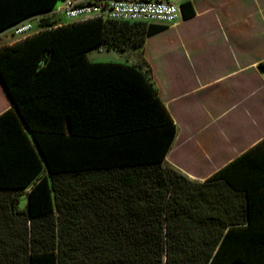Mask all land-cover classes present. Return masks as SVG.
<instances>
[{
	"label": "trees",
	"instance_id": "obj_1",
	"mask_svg": "<svg viewBox=\"0 0 264 264\" xmlns=\"http://www.w3.org/2000/svg\"><path fill=\"white\" fill-rule=\"evenodd\" d=\"M56 2L0 0V34L42 16L0 46V264H264V138L189 179L165 162L176 126L140 52L166 25L61 22Z\"/></svg>",
	"mask_w": 264,
	"mask_h": 264
},
{
	"label": "crops",
	"instance_id": "obj_2",
	"mask_svg": "<svg viewBox=\"0 0 264 264\" xmlns=\"http://www.w3.org/2000/svg\"><path fill=\"white\" fill-rule=\"evenodd\" d=\"M177 1L194 15L147 37L140 52L176 126L165 162L202 182L264 138V0ZM6 39L0 46L17 41Z\"/></svg>",
	"mask_w": 264,
	"mask_h": 264
},
{
	"label": "built area",
	"instance_id": "obj_3",
	"mask_svg": "<svg viewBox=\"0 0 264 264\" xmlns=\"http://www.w3.org/2000/svg\"><path fill=\"white\" fill-rule=\"evenodd\" d=\"M61 6L53 11L68 21H84L94 18L102 20L137 21L159 25H174L181 20L180 1L177 0H60ZM41 15L32 17L0 36L10 33L15 40L23 39L33 31Z\"/></svg>",
	"mask_w": 264,
	"mask_h": 264
},
{
	"label": "rangeland",
	"instance_id": "obj_4",
	"mask_svg": "<svg viewBox=\"0 0 264 264\" xmlns=\"http://www.w3.org/2000/svg\"><path fill=\"white\" fill-rule=\"evenodd\" d=\"M61 6V1L57 0L56 2V9H58ZM54 19L57 21L61 22H67L64 18V16L60 13H56L55 15L52 16ZM35 26V24H33ZM8 37L10 33L6 34ZM13 38L10 37V39L2 40V42H11ZM138 56L139 54L137 52H134L132 50L127 49L124 52H118L114 50H97V49H92L86 53V57L89 61L91 62H117V63H126L131 61L133 59H136L138 61ZM6 105H8V98L7 95L4 92L0 90V110L4 108ZM24 199L21 200V207L24 206Z\"/></svg>",
	"mask_w": 264,
	"mask_h": 264
},
{
	"label": "water",
	"instance_id": "obj_5",
	"mask_svg": "<svg viewBox=\"0 0 264 264\" xmlns=\"http://www.w3.org/2000/svg\"><path fill=\"white\" fill-rule=\"evenodd\" d=\"M0 82H1V80H0ZM2 84V83H1ZM3 86V85H2ZM3 89H4V91H5V88H4V86H3ZM6 93V92H5ZM7 95V94H6ZM7 98H8V96H7ZM8 100H9V98H8ZM9 102H10V100H9ZM10 104H11V102H10ZM11 106H12V104H11Z\"/></svg>",
	"mask_w": 264,
	"mask_h": 264
}]
</instances>
